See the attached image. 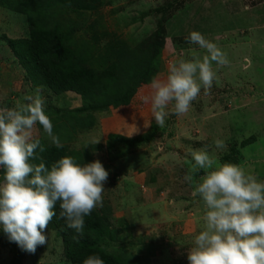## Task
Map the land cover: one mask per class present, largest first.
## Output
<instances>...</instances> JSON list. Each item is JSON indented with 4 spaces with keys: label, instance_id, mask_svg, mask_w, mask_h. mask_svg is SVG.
<instances>
[{
    "label": "rangeland",
    "instance_id": "rangeland-1",
    "mask_svg": "<svg viewBox=\"0 0 264 264\" xmlns=\"http://www.w3.org/2000/svg\"><path fill=\"white\" fill-rule=\"evenodd\" d=\"M53 8L54 21L71 35L68 46L94 71L124 74L115 67L124 58L147 66L131 103L94 112L89 127L71 134L74 159L81 164L98 159L108 171L102 206L94 209L105 210L120 235L101 245L107 251L126 250L143 264H188L192 238L203 227V203L183 180L193 163L191 151L206 150L220 161L235 154L237 165L264 181V0H65ZM193 31L214 42L229 62L213 64L212 87L202 88L182 116L171 113L170 105L171 114L159 127L141 97L153 77H166L171 61L190 59L193 51L205 54L189 43ZM29 34L27 16L0 5V109L38 94L54 128L67 123L68 113L78 116L84 100L30 82L4 40ZM117 136L147 140L130 148L117 145L111 159L109 145ZM252 136L256 141L242 148ZM34 137L52 145L39 125ZM217 139L222 148L216 147ZM193 175L198 179L203 170ZM45 236L47 244L34 253L24 251L20 262L2 241L0 264H71L61 238L50 227Z\"/></svg>",
    "mask_w": 264,
    "mask_h": 264
},
{
    "label": "clouds",
    "instance_id": "clouds-1",
    "mask_svg": "<svg viewBox=\"0 0 264 264\" xmlns=\"http://www.w3.org/2000/svg\"><path fill=\"white\" fill-rule=\"evenodd\" d=\"M188 41L205 54L193 51L190 59L171 61L166 77H153L148 93L141 97L159 127L165 126L171 113L186 114L201 89L212 87L213 64L229 62L201 33L191 32ZM37 125L62 148L40 95H25L15 107L0 109V231L29 253L47 244L45 229L56 215L57 203L67 228L77 237L83 235L85 217L102 206L108 178L98 159L81 164L71 156H61L50 168L44 162L33 163L39 159L37 150H45L34 137ZM214 143L223 147L219 139ZM190 156L191 170L183 180L192 186V197L203 203V227L192 238L188 264H264V181L206 150H193ZM200 170L203 175L195 179L193 173ZM82 264L105 262L93 254Z\"/></svg>",
    "mask_w": 264,
    "mask_h": 264
},
{
    "label": "trees",
    "instance_id": "trees-1",
    "mask_svg": "<svg viewBox=\"0 0 264 264\" xmlns=\"http://www.w3.org/2000/svg\"><path fill=\"white\" fill-rule=\"evenodd\" d=\"M60 2L65 3V0H0V5L27 16L29 37L19 39L5 37L4 40L26 71L30 82L35 86L46 87L53 94L73 92L84 100L83 106L75 112L78 116L74 117L68 113L67 123L57 124L53 128L54 134L59 137L63 145L62 148L58 149L53 142L51 146L46 147L41 142L45 150L43 152L37 150L39 159L34 160L33 163L44 162L49 168L61 156L74 158L69 150L71 134H77L78 129L89 127L94 112L106 111L112 106L131 103V97L140 86L141 79L147 70L145 64L130 60V58H124L115 65L116 70L121 69L124 74H118V71L100 73L87 66L79 57L78 52L68 46L71 35L65 32L63 27L54 21L53 14L51 15L53 7ZM41 11H44L46 15L41 17ZM160 43H163V39ZM128 68L130 69L127 70ZM145 140H147L146 137L139 139L117 136L109 145V156L111 159L116 156L117 145L130 148L141 146ZM255 141V136H252L244 140L241 147L245 148ZM236 159L235 154H226L222 156L221 162L236 164ZM55 212L56 215L49 222L48 227L61 238L69 263L82 264L84 258L95 254L99 255L105 264H143L139 256L131 255L126 250L107 251L101 245L105 239L114 242L120 235L118 229L111 228L105 210L98 212L93 209L90 216L85 217L83 235L78 237L72 229L67 228L65 220L60 216L58 203ZM4 240H7V247L11 248L13 261L20 262L24 250L17 243L9 241L7 236L0 231L1 245H5L2 243Z\"/></svg>",
    "mask_w": 264,
    "mask_h": 264
}]
</instances>
